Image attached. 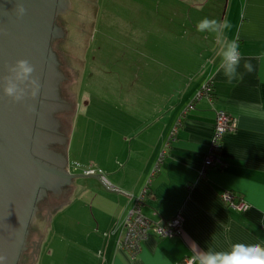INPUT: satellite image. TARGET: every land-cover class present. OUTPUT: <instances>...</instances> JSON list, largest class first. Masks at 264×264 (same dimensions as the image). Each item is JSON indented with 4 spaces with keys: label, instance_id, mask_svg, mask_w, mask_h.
<instances>
[{
    "label": "crops",
    "instance_id": "obj_1",
    "mask_svg": "<svg viewBox=\"0 0 264 264\" xmlns=\"http://www.w3.org/2000/svg\"><path fill=\"white\" fill-rule=\"evenodd\" d=\"M210 14L230 29L212 34L211 49L199 45L180 79H171L161 109L135 110L143 120L120 132L116 152L99 163L116 191H73L67 213L75 218L63 227L69 235L54 239L43 259L37 254V264H175L200 251H228L234 243L264 244V60L253 59L256 70L231 83L217 72L222 40H237L245 58L264 56V0H226L224 10ZM151 81L158 83L157 76ZM205 83H211L212 96H197ZM220 111L233 127L223 134L214 164L206 166ZM224 191L244 207L229 206ZM82 197L84 205H76ZM137 202L152 222L179 215L182 225L169 237L150 230L133 256L122 246L123 225Z\"/></svg>",
    "mask_w": 264,
    "mask_h": 264
},
{
    "label": "rangeland",
    "instance_id": "obj_2",
    "mask_svg": "<svg viewBox=\"0 0 264 264\" xmlns=\"http://www.w3.org/2000/svg\"><path fill=\"white\" fill-rule=\"evenodd\" d=\"M69 1L64 28L70 51L62 56L70 61L75 95L67 173L86 174L91 168L98 170L99 163L116 152L120 132L143 120L135 110L162 108L165 94L172 90L171 79H180L182 68L188 69L199 45L214 46L215 35L197 31V21L212 19L210 13L219 6L224 10L226 0ZM73 35L84 45L77 51L71 47ZM156 76L158 83H153ZM73 181L79 196L83 191L106 188L88 176H74ZM72 204L67 198L52 211L37 252L40 258L52 250L54 239L69 235L63 227L75 218L67 213ZM76 205H84V197Z\"/></svg>",
    "mask_w": 264,
    "mask_h": 264
},
{
    "label": "water",
    "instance_id": "obj_3",
    "mask_svg": "<svg viewBox=\"0 0 264 264\" xmlns=\"http://www.w3.org/2000/svg\"><path fill=\"white\" fill-rule=\"evenodd\" d=\"M20 6L25 9L23 15L18 13ZM69 6V0H0V264H18L25 251L21 264H36L46 224L52 211L73 193L74 176L99 179L107 189L116 191L104 183L101 173L68 174L67 167L64 171L56 167L57 155H47L51 131L58 123L52 114L60 106H70L58 94L57 82L63 74L57 69L58 60L51 47L56 35L65 34L56 19ZM21 59L33 66L32 77L40 84V91L35 98L25 96L15 102L4 94L3 78L8 75V67ZM70 101L73 103V98ZM64 181L71 184L70 191L59 194L41 220L35 221L36 203L45 194L44 189L59 190Z\"/></svg>",
    "mask_w": 264,
    "mask_h": 264
},
{
    "label": "clouds",
    "instance_id": "obj_4",
    "mask_svg": "<svg viewBox=\"0 0 264 264\" xmlns=\"http://www.w3.org/2000/svg\"><path fill=\"white\" fill-rule=\"evenodd\" d=\"M25 9L18 7V13L23 15ZM227 22L203 18L196 25L197 31L219 34L221 29H230ZM220 64L217 72H222L227 82L243 79L245 74H251L256 69L253 59L264 60V56L245 58L239 51L237 40H222L219 42ZM241 61L243 64L241 65ZM241 67L243 71H241ZM33 66L27 60H18L8 67V75L4 79V94L15 102L22 101L25 96L35 98L40 91V84L32 77ZM193 264H264V244L234 243L228 251H200L192 256Z\"/></svg>",
    "mask_w": 264,
    "mask_h": 264
},
{
    "label": "built area",
    "instance_id": "obj_5",
    "mask_svg": "<svg viewBox=\"0 0 264 264\" xmlns=\"http://www.w3.org/2000/svg\"><path fill=\"white\" fill-rule=\"evenodd\" d=\"M203 87L204 89L202 90ZM203 87L198 91L197 96L206 94V92L209 91L208 85H203ZM232 127L233 125L231 117L225 111H220L216 118L209 151L204 158V164L206 166L213 164L217 159L215 150L220 147L223 134L232 129ZM91 173H101L100 176L102 177L104 183H106L109 187L111 186L110 183L104 178L100 169H89L86 171V174ZM235 197L236 196L231 191H224L222 194V199L229 206L236 207L238 209L243 208L244 202L239 199L236 200ZM181 225L182 217L179 215L171 217L163 224H156L152 222L141 213L140 205L137 202L129 211H127L126 217L124 219L123 226L125 228V235L122 240V246L128 253L134 256L141 250L142 240L147 237L150 230H153L159 237H169L179 234ZM191 258L192 257H184L175 264H193Z\"/></svg>",
    "mask_w": 264,
    "mask_h": 264
},
{
    "label": "flooded vegetation",
    "instance_id": "obj_6",
    "mask_svg": "<svg viewBox=\"0 0 264 264\" xmlns=\"http://www.w3.org/2000/svg\"><path fill=\"white\" fill-rule=\"evenodd\" d=\"M68 10H65L64 12L57 15L56 23L58 26L62 28H64L65 27L64 24L67 23L65 20V16L69 13ZM65 34L61 37L56 35L52 39L51 47L53 51L56 53V57L58 60L57 69H59V71H61L63 74V78L57 82L58 94L61 96L63 101H65V104L68 103L70 106L69 107L60 106L56 110L57 112L56 111L53 112L54 114H52V116L54 119L57 120L58 123L54 125L53 131H51L52 141H49L47 146V151H48L47 155L48 156L50 155L52 156V154L57 155L58 158L57 161L59 162V165H56V167H58L61 170L66 169L67 167V158H66L65 150L69 135L68 132L69 115L74 110L73 103L72 101H70L73 98V93H74L70 87L71 84L70 81L72 78L71 76H69V71L72 68L70 67V61L68 57L62 56V53L66 54L70 51L66 47L67 45H65L66 41L68 40V38L65 37ZM77 50L78 48L76 49V51ZM66 67L69 68L68 71L65 70ZM49 103H52V101H49ZM44 122L45 125L47 126L48 124L47 119H44ZM70 187L71 184H67L66 181H64V183L60 185L59 190H57V188H52L49 190L44 189L45 194L41 198H39V200L36 203L37 210L35 212V217H36L35 221L37 219L40 221L41 219L39 218L40 216H42L43 212L44 211L47 212V210L55 203V200L58 199L59 194H66L68 191H70ZM59 191L60 193H58ZM32 224L33 223H31L29 227V234L27 236V242H26L27 245H28V237L31 232V227L33 226Z\"/></svg>",
    "mask_w": 264,
    "mask_h": 264
},
{
    "label": "trees",
    "instance_id": "obj_7",
    "mask_svg": "<svg viewBox=\"0 0 264 264\" xmlns=\"http://www.w3.org/2000/svg\"><path fill=\"white\" fill-rule=\"evenodd\" d=\"M72 42H73V44L71 45V47H72V50L74 49V50H76L78 47H84V45L81 43V42H79L78 41V38L76 37V39H75V36L73 35V37H72ZM80 39H81V37H80ZM79 39V40H80ZM75 42H77V43H75ZM75 43V44H74ZM204 85H208V87H209V91H207L206 92V94H208V95H210V96H212V86H211V83H205ZM203 87V86H202ZM201 87V88H202ZM205 87V86H204ZM204 87L202 88V90L204 89ZM188 107H190V106H188ZM219 148H217V150H218ZM217 150H215V154H216V151ZM216 158H218V156L216 155ZM214 164V163H213ZM212 165V164H211ZM236 198V200L238 199L237 198V196L235 197ZM28 249V248H27ZM26 253V251L23 253V255H22V258H21V260L18 262V264H21V262H22V260L24 261V256L27 254H25ZM30 254V253H29ZM32 260H33V258H32Z\"/></svg>",
    "mask_w": 264,
    "mask_h": 264
}]
</instances>
